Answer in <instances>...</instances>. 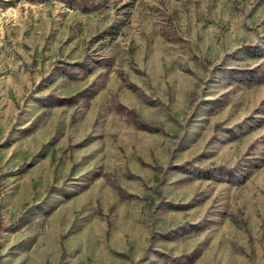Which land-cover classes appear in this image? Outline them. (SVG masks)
<instances>
[{"label": "rangeland", "instance_id": "obj_1", "mask_svg": "<svg viewBox=\"0 0 264 264\" xmlns=\"http://www.w3.org/2000/svg\"><path fill=\"white\" fill-rule=\"evenodd\" d=\"M246 44L263 0H0V264H264V82L218 72L264 60ZM89 56L110 65L82 75Z\"/></svg>", "mask_w": 264, "mask_h": 264}, {"label": "trees", "instance_id": "obj_2", "mask_svg": "<svg viewBox=\"0 0 264 264\" xmlns=\"http://www.w3.org/2000/svg\"><path fill=\"white\" fill-rule=\"evenodd\" d=\"M25 1H46V0H25ZM60 1L65 4L69 8H76L79 7L81 10L85 12H93L97 11L101 7H103L106 3V0H56ZM264 1V0H263ZM243 52L245 57L252 60H259L264 59V48L258 47L254 44H246L243 47ZM88 62L78 65L76 68L82 75L88 74L94 69L97 68H105L110 65L111 58L109 56H89ZM67 64H61L56 66L57 71H59L60 75L67 77L70 80H74L75 76L72 72H68L65 68ZM219 74L221 75L222 79L227 84H236L238 86H242L245 88L258 85L264 82V60L260 63L256 64L254 67L251 68H220L218 70ZM132 87V86H128ZM98 87L95 85L94 82L90 83L88 86L84 87L83 89L63 97L55 98V104L51 103L50 105L55 106H71L74 105L79 100L86 101L87 99L91 98L96 92ZM209 105L213 107H221L223 103L218 100H211L208 102ZM112 110L118 114H122L128 117V121L134 128L138 130L144 131H159L160 128L148 124L142 120H140L137 115L131 110L126 109L122 105L118 103L112 104ZM259 126V124H255ZM203 171H211V170H218L220 172L225 173L228 168H225L221 165H209L201 168ZM247 174L242 176V179H245ZM228 181H237V178H233L230 174H225ZM158 211H166L171 209L168 203L159 202L156 205ZM166 234H161V237H164ZM195 258V255L192 254H185L176 257H171L166 254H159V259L162 261V264H190ZM145 260L144 257L140 258L137 263Z\"/></svg>", "mask_w": 264, "mask_h": 264}]
</instances>
